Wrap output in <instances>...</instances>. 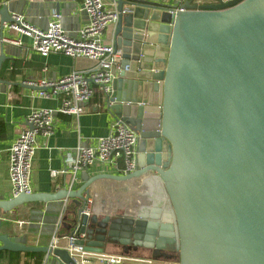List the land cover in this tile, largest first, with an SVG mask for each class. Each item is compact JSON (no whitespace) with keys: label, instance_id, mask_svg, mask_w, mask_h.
I'll use <instances>...</instances> for the list:
<instances>
[{"label":"water","instance_id":"95a60500","mask_svg":"<svg viewBox=\"0 0 264 264\" xmlns=\"http://www.w3.org/2000/svg\"><path fill=\"white\" fill-rule=\"evenodd\" d=\"M203 1L117 0L113 42L122 51L121 73L105 104L140 136L138 170L89 177L76 191L0 199L5 213L32 203L48 214L59 208L66 231L56 237L64 246L54 249L0 231V253L82 264L88 259L73 257L71 248L97 256L133 248L151 251L155 261L175 250L178 264H264V0ZM10 9L0 6L1 38ZM7 54L0 41V73ZM149 174L164 184L168 215H82L98 181ZM76 230L85 238L66 242Z\"/></svg>","mask_w":264,"mask_h":264},{"label":"crops","instance_id":"0c3cea01","mask_svg":"<svg viewBox=\"0 0 264 264\" xmlns=\"http://www.w3.org/2000/svg\"><path fill=\"white\" fill-rule=\"evenodd\" d=\"M109 4V0H104ZM203 2H208L207 0ZM10 6L11 14H20L32 25L46 30L56 9L62 16L63 28L71 37H77L79 31L88 24L89 17L83 9V0H0V6ZM206 4V3H205ZM58 7V8H57ZM1 21V17H0ZM115 26L110 25L103 35L106 43L113 42ZM4 37H16L4 28ZM23 46L5 44L7 60L4 62L0 78L8 83L0 84V199L13 198V188L9 178V149L20 133L27 128V118L35 109H57L60 103L55 99H41L34 95V89L27 87L24 82L40 78L58 79L74 71H87L97 64L85 58L73 59L60 53H53L42 58L31 46V41L21 38ZM47 71H45L46 69ZM87 113L76 119L72 116L57 114L54 133L51 137H39L38 149L33 162L31 185L33 193L53 194L61 190H79L85 179L99 175L123 174L109 164L99 161L78 174L76 181L72 176L51 177L52 171H61L65 166L67 153H74L79 146L97 147L98 140L110 134L115 117L107 110L104 98L96 93L87 105ZM99 187V188H98ZM97 188V190H96ZM96 197L97 205L111 206V213L124 211H159L160 216L170 213L171 205L164 184L155 174H149L126 183L112 180H100L95 183L90 193ZM71 201H65V204ZM52 211L49 214L41 203L24 204L12 212H2L0 231L4 234L23 238L28 246L44 247L55 242L56 237L65 229L62 226L63 211ZM60 212V213H59ZM101 218L106 215L94 213ZM36 222V228L33 226ZM57 222L55 225L50 223ZM57 246H64L63 241H56ZM120 248L111 253L85 257L102 264L101 258L120 257L149 259L150 252L140 250L137 253H122ZM42 264H49V257L43 254ZM11 254L0 253V264H10ZM34 263L33 260H31ZM83 262L82 264H84ZM132 264V263H129Z\"/></svg>","mask_w":264,"mask_h":264},{"label":"built area","instance_id":"2783aa9c","mask_svg":"<svg viewBox=\"0 0 264 264\" xmlns=\"http://www.w3.org/2000/svg\"><path fill=\"white\" fill-rule=\"evenodd\" d=\"M36 1V0H31ZM83 9L89 17V22L80 31L77 37H71L63 28L62 16L55 12L48 28L43 30L32 25L24 16L12 14V22L5 24L16 37H0L4 44L23 46L22 37L31 41L32 49L42 58L53 53H60L67 57L85 58L96 62V66L87 71H74L58 79L40 78L28 80L24 84L34 89V95L41 99H55L60 105L57 109H35L27 118V128L24 129L9 149V178L13 188V198L21 194H33L31 173L33 162L38 149L39 137L49 138L55 129L57 114L79 119L87 113V105L96 93L106 100L112 93V83L121 73L120 62L122 51L115 43H106L103 35L110 25L119 21L117 0H83ZM128 11L123 10V14ZM177 11H175L176 13ZM46 69V68H45ZM47 71V69L45 70ZM32 129H30V127ZM140 136L123 120L116 119L111 125L110 134L98 140L97 147L79 146L74 153H67L65 166L61 171H52L51 177L72 176V182L78 174L87 171L95 162L114 166L124 175L133 174L138 170L137 152ZM85 208L82 215L91 217L94 213L110 214L111 206L97 205L93 192L85 197ZM79 227V225H78ZM85 235L65 237V241L72 244L76 240L84 239ZM58 239L49 246L57 247ZM71 255L90 257L83 251V247L71 248ZM75 254V255H74ZM86 259V258H85ZM101 261L109 264H154L151 258L140 259L127 256L106 257Z\"/></svg>","mask_w":264,"mask_h":264},{"label":"trees","instance_id":"16d2710c","mask_svg":"<svg viewBox=\"0 0 264 264\" xmlns=\"http://www.w3.org/2000/svg\"><path fill=\"white\" fill-rule=\"evenodd\" d=\"M65 232L61 233L62 235ZM11 254L10 264H42L43 262V253H15V252H6ZM34 261V263L31 262Z\"/></svg>","mask_w":264,"mask_h":264},{"label":"flooded vegetation","instance_id":"af4514ba","mask_svg":"<svg viewBox=\"0 0 264 264\" xmlns=\"http://www.w3.org/2000/svg\"><path fill=\"white\" fill-rule=\"evenodd\" d=\"M123 213L125 214L124 211H123ZM118 215H119V213L118 214H114V215H113V213H111V215L106 214V216L110 217L111 220L113 218L118 217ZM120 249L122 250L121 251L122 253H125V251L122 248H120ZM140 250H142V249H140ZM140 250L139 251H134L133 248H130V249H128V251H126L125 254H128V253H136V254L138 253L139 254V252H141ZM147 251H149V250H147ZM149 252H150V256H152L151 255L152 252L151 251H149ZM178 254L179 253L177 251H175V250H168V251L164 252L163 254H161V256H160L161 258L159 260H157V261L158 262H163V264H166V263H169V262H176L177 259H178Z\"/></svg>","mask_w":264,"mask_h":264},{"label":"rangeland","instance_id":"374dc122","mask_svg":"<svg viewBox=\"0 0 264 264\" xmlns=\"http://www.w3.org/2000/svg\"><path fill=\"white\" fill-rule=\"evenodd\" d=\"M49 259H48V263L49 264H60L59 262H57L56 260H54L52 257L48 256ZM84 264H102L100 262H96L95 260L93 259H88ZM154 264H163V262H155ZM166 264H178V262H169V263H166Z\"/></svg>","mask_w":264,"mask_h":264},{"label":"bare ground","instance_id":"6f19581e","mask_svg":"<svg viewBox=\"0 0 264 264\" xmlns=\"http://www.w3.org/2000/svg\"><path fill=\"white\" fill-rule=\"evenodd\" d=\"M99 188V187H98ZM96 190H97V188H96Z\"/></svg>","mask_w":264,"mask_h":264}]
</instances>
